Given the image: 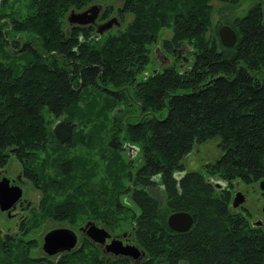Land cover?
I'll return each instance as SVG.
<instances>
[{"label": "trees", "instance_id": "1", "mask_svg": "<svg viewBox=\"0 0 264 264\" xmlns=\"http://www.w3.org/2000/svg\"><path fill=\"white\" fill-rule=\"evenodd\" d=\"M91 1L0 0V167L12 154L22 175L41 183L46 201L62 197L45 208L56 219L98 217L99 196L105 224L127 211L140 256L98 257L88 242L49 260L30 253L33 238L0 232V264H264L262 226L230 209L228 190L203 176L264 178L261 0L232 17L223 8L234 0H121L119 20L125 13L130 19L98 36L94 24L64 18ZM112 9L107 4L100 19ZM221 24L234 29L232 45L219 42ZM160 26L170 29L159 43L172 59L146 71ZM183 44L187 68L171 52ZM213 136L220 155L200 170L184 169L182 155ZM125 143L136 148L133 169L118 156ZM94 149L104 158L101 192L91 184ZM175 210L190 213L187 229L167 226Z\"/></svg>", "mask_w": 264, "mask_h": 264}, {"label": "rangeland", "instance_id": "2", "mask_svg": "<svg viewBox=\"0 0 264 264\" xmlns=\"http://www.w3.org/2000/svg\"><path fill=\"white\" fill-rule=\"evenodd\" d=\"M103 4H112L113 7L120 5L121 0H100ZM213 5L217 4H222L221 2H218L217 0L212 2ZM235 4V6L230 7L231 4H224L223 11L227 12L228 17H232L233 15L243 13L249 3L250 0H234L231 2ZM24 8L22 9V11ZM212 20H215L218 17V14L216 12H212ZM130 19V14L125 13L123 15V18L120 19V27L124 26L125 22H127ZM214 21L210 26L212 30V26L214 29ZM170 34V29L165 26H160L157 29V38L156 40L150 45L151 47V61L145 66V70L147 71L150 67H153V69H156L159 62L158 57L156 56V53L158 54L159 51H164L159 43L160 38L162 37H167ZM157 48V49H156ZM155 49V51H154ZM154 51V52H153ZM184 54L187 55V52H183ZM167 56H169L168 53H166ZM172 59V55L169 57V60ZM190 64V61L188 60L185 64L181 66V68H187L188 65ZM78 126L81 127V123L78 124ZM83 130H86L89 126V124L82 125ZM82 128V127H81ZM89 129V128H88ZM82 133H84L82 131ZM105 147V146H104ZM73 152H70L71 154ZM220 153V149L218 148V137H209L204 139L203 141L199 143H193L190 149L184 153L181 157V162L183 165V168L185 169H201V166L204 164V162H210L213 161ZM91 155L93 158H95V162L98 165L97 172L92 175L93 181L91 182L92 188L98 192L102 191V185H100V182H102V177L103 175V170H104V158L100 156L96 150L91 151ZM119 159L122 160L125 158L131 159V169L134 168V166L137 164L136 158V149L131 154L130 156H127V149H123V154L119 153L118 154ZM42 157H40L41 159ZM48 165H46V168ZM17 174H20V182H21V195L20 197L16 200L15 206L12 208H9V215L6 214V210L0 209V232H8V233H13L17 236H21L22 238H27L31 237L35 240L36 245L32 247L30 253L34 256H43L44 258H48L49 260H54L56 256L59 253H54L51 255H48L47 253L43 252L41 249V241H42V235L43 233L56 226H68L72 227L74 229L77 228V226L80 224H84L87 220H92L96 226L99 227H104L106 231H108L111 234H120L123 231H129L131 233V226H130V219H129V214L127 211H121L118 212L116 215L119 217L116 221V224L114 223L113 226L110 224H105L103 220L99 218V214L103 215L105 212L100 209L101 207V199L97 197L95 200L96 202V207L94 208L95 212H97V216L95 218H90L87 213H83L80 217L74 219V215H68L64 219H56L54 217L48 216L46 214V207H51L52 203H56V201H60L62 197H57L56 194H52L49 198V201H46V193L42 191V188L40 187V184H33L28 178L24 177L22 175V169L20 162L12 155L9 154L6 163L0 167V178L3 175H9L11 177H15ZM234 183L233 188L236 191H243L244 192V199L241 202V205H243L246 208L247 211V217L249 220L255 221L257 218H264V211H262L260 208L264 204V198L260 197V188H258V183L253 182L252 184H245L242 181H232ZM97 192V193H98ZM87 194L91 195V192H87ZM67 195V194H65ZM88 198H91L89 196ZM113 195H108L107 200H110L109 202L111 203ZM119 198V197H117ZM43 205L41 207L40 205ZM127 204V205H126ZM87 206V205H85ZM125 206H130L131 209L135 210V206L131 201H126ZM232 210H239L242 211L241 213L245 214L246 211L243 212V210H240L239 206H234L230 207ZM77 210V213L79 212V206L75 208ZM83 212H86L85 209H83ZM110 220H112V216H109ZM264 221V220H263ZM21 223H23L21 225ZM77 232V239H76V244L73 249H77L80 245L83 246V241L86 240V243L91 242L93 245L97 247L99 250L96 255L98 257H112L111 255H108L104 253L103 255L100 253V249L98 246L93 243V241L88 238V234L85 235L87 236L84 240V237L82 239L81 232H79L76 229ZM22 234V235H21ZM132 240V236H131ZM133 243H135L132 240ZM72 249V250H73ZM113 254L112 252H110ZM87 254H89V248L88 246L84 248L82 252V256H80L82 259L87 257ZM91 254V253H90ZM129 256V255H128ZM130 258H133L129 256ZM135 258V257H134ZM133 258V259H134ZM81 264V261L79 262ZM86 264V263H85ZM179 264H185L184 262H180Z\"/></svg>", "mask_w": 264, "mask_h": 264}, {"label": "water", "instance_id": "3", "mask_svg": "<svg viewBox=\"0 0 264 264\" xmlns=\"http://www.w3.org/2000/svg\"><path fill=\"white\" fill-rule=\"evenodd\" d=\"M101 6V2L92 1L82 8L75 9L70 7L66 12L65 19L69 24H94L95 36H98L112 25H119V21L115 15H110L96 22ZM261 23L264 27V0H261ZM217 36L222 45H232L235 41V32L228 24H221L217 28ZM125 146L128 148L127 155L133 154L134 149H136L131 144L125 143ZM258 188H264V178L258 180ZM20 195V174H17L15 177L3 175L0 178V209L6 210V214L9 215V208L14 206ZM243 199L244 195L242 192H235V196L232 198V205L241 203ZM261 209L264 211V204L261 206ZM165 221L169 228L182 231L191 225L192 217L185 210H175L166 215ZM254 222L260 224L264 230V223H262L260 218H257ZM79 228L85 230L91 240L103 244L106 251L112 252L115 255H129L133 258L140 256L137 246L131 240L129 231H123L120 234H111L105 228L96 226L92 220H87ZM75 243L76 233L72 228L68 226H56L43 233L40 246L45 253L50 255L58 251L70 250Z\"/></svg>", "mask_w": 264, "mask_h": 264}, {"label": "flooded vegetation", "instance_id": "4", "mask_svg": "<svg viewBox=\"0 0 264 264\" xmlns=\"http://www.w3.org/2000/svg\"><path fill=\"white\" fill-rule=\"evenodd\" d=\"M96 1H99V2H101L100 0H96ZM92 2V1H91ZM91 2H89V3H91ZM88 3V4H89ZM101 4H102V6H101V10H100V12L102 11V10H104V8L107 6V4L105 5V4H103L102 2H101ZM109 4V3H108ZM87 5V4H86ZM109 5H111L112 7H113V5L112 4H109ZM83 7V6H82ZM82 7H80V8H82ZM116 7V6H115ZM115 7H113V9L109 12V13H107L106 14V16H104L102 19H100V17H99V15H100V12H99V14H98V16H97V18H96V22H99V21H101V20H103V19H105V18H107V17H109L110 15H115L116 16V18H117V20L119 21V17H118V15H117V12H116V10H115ZM69 9V8H68ZM67 9V10H68ZM75 9H78V8H75ZM67 12V11H66ZM65 15H66V13H65ZM65 15H64V18H65ZM66 20V19H65ZM67 22V21H66ZM120 22V21H119ZM67 24H69V23H67ZM91 24V23H90ZM120 24V23H119ZM229 25V24H228ZM113 26V25H112ZM111 26V27H112ZM110 27V28H111ZM109 29V28H108ZM233 29V28H232ZM107 30V29H106ZM234 30V29H233ZM105 31V30H104ZM235 32V31H234ZM235 39H236V33H235ZM187 45L186 44H183V45H181L180 46V48H177V50H175L174 48H172L171 49V52H176V59L178 58L179 59V61H177V64H178V67L179 68H181V66L183 65V64H185L187 61H188V56H185V54L183 53V52H187V50H188V47H186ZM157 49V48H156ZM154 51H155V49H154ZM153 51V52H154ZM166 51L164 50V51H159V53L157 54L156 53V56L158 57V59H159V62H158V65H161V64H166V63H168V61H171V60H169V56H167L166 55ZM189 61H190V59H189ZM124 146H125V144H124ZM125 148L127 149V151H128V148H127V146H125ZM134 151H135V149H134ZM221 153V152H220ZM220 153H219V155H220ZM128 156H130V155H128ZM210 161V160H209ZM185 169V168H184ZM186 170H191V169H186ZM198 170H200V169H198ZM203 174V173H202ZM204 179L206 180V181H208L209 183H211L212 185H214L216 188H219V189H223V188H225V189H227L228 190V200H227V202L229 203V207H234V206H239L240 207V210H243V212L244 211H246V208L243 206V205H241V203H237L236 205H232V198L235 196V192H237L234 188H233V186H234V183L232 182L233 180L234 181H241V180H239V179H237V178H235V179H232V180H230V181H228V180H226V179H223V178H221V177H219V176H217V175H215V174H212V173H205L204 175ZM258 180L259 179H255L254 181H251V182H249V183H245V182H243V183H245V184H252L253 182H257L258 183ZM261 191H260V197H262V198H264V188H262V189H260ZM239 192H242L243 193V195H244V192L243 191H239ZM14 206H15V204H14ZM13 206V207H14ZM12 207V208H13ZM261 209V208H260ZM262 210V209H261ZM263 211V210H262ZM247 212V211H246ZM245 212V213H246ZM264 218H262V223H264ZM84 224H79L78 226H77V230L79 231V232H81V236H82V239H83V237H84V240H85V238L87 237L86 235V232H85V230H81L79 227H82ZM96 225V224H95ZM70 228H72V227H70ZM74 231H75V233L77 234V232H76V229H74V228H72ZM86 235H85V234ZM88 238H90L89 236H88ZM76 239H77V235H76ZM91 239V238H90ZM93 241V240H92ZM86 244V240L85 241H83V244ZM93 243H95L97 246H98V248L100 249V253L103 255L104 253H106V254H108V255H111V256H114L115 254H111L109 251H106L105 250V247L103 246V244H101V243H97V242H94L93 241ZM76 244V243H75ZM75 246V245H74ZM74 246L70 249V250H72L73 248H74ZM82 245H80L79 247H81ZM41 247V246H40ZM70 250H67V251H70ZM67 251H58V252H55V253H59L58 255H60V254H63L64 252H67ZM44 252V251H43ZM54 254V253H53ZM49 255V254H48ZM51 255V254H50ZM42 256V255H41ZM57 257V256H56ZM131 259H133V258H131ZM133 260H136V258H134ZM182 262H184V261H182ZM180 263V262H179Z\"/></svg>", "mask_w": 264, "mask_h": 264}]
</instances>
